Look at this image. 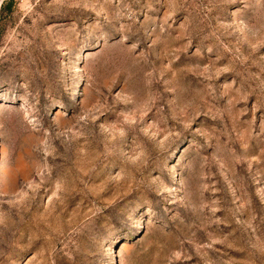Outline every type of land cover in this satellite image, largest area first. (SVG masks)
Listing matches in <instances>:
<instances>
[{"label":"rangeland","instance_id":"obj_1","mask_svg":"<svg viewBox=\"0 0 264 264\" xmlns=\"http://www.w3.org/2000/svg\"><path fill=\"white\" fill-rule=\"evenodd\" d=\"M0 264H264V0H0Z\"/></svg>","mask_w":264,"mask_h":264}]
</instances>
